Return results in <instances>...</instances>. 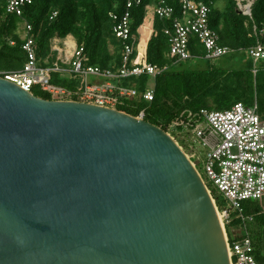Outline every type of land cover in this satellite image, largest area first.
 Segmentation results:
<instances>
[{
    "label": "water",
    "instance_id": "water-1",
    "mask_svg": "<svg viewBox=\"0 0 264 264\" xmlns=\"http://www.w3.org/2000/svg\"><path fill=\"white\" fill-rule=\"evenodd\" d=\"M0 264H232L216 201L144 119L0 78Z\"/></svg>",
    "mask_w": 264,
    "mask_h": 264
},
{
    "label": "trees",
    "instance_id": "trees-1",
    "mask_svg": "<svg viewBox=\"0 0 264 264\" xmlns=\"http://www.w3.org/2000/svg\"><path fill=\"white\" fill-rule=\"evenodd\" d=\"M142 1L141 6H135L130 10L131 29L135 38L131 43L135 48L134 58L139 44V30L145 23L146 7L158 4V0ZM191 1L210 6L211 27L219 34L221 45L230 47L235 51L233 53L246 52L259 43L264 44V0L255 2L251 17L239 11L237 0H223L226 3L223 11L216 9V0ZM6 3L7 0H0L1 64H7L9 67L16 65L19 68L26 65L28 61L27 52L24 50L26 41H21L17 37L12 38V35L20 24L27 23L32 28L30 38L34 41L40 66L53 65L56 61V55L52 52L53 40L66 39L69 36L74 37L77 43L84 47L91 66L117 72L123 65L124 43L114 35L117 22L111 18V14H124L127 11V0H34L33 5L25 9L23 18L7 15ZM167 5L175 11L174 20L182 18V0H168ZM173 21L157 18L155 33L148 46V63L168 68L154 78L153 101L149 102L145 99V94L150 89L151 77L131 78L122 81L121 86L136 89L139 96L135 99L123 100L116 109L137 118L143 113L146 122L172 134L173 137L176 133L185 131L191 135V129L200 122L199 113L203 109L224 111L238 103L252 106L256 99L264 121V61L258 64L256 75L252 59L244 69L210 67L207 70L178 71L176 66L183 62L168 57L170 38L163 33L165 29H172ZM109 39H112L116 47L114 55L110 52ZM146 43L144 40L140 47V60L145 54ZM190 47L193 55L205 59V48L197 37L192 38ZM52 84L73 92L81 90L79 81L57 73L52 74ZM33 95L47 101L54 100L40 87L33 89ZM68 99L82 101L77 96ZM178 142L184 146L182 140ZM207 187L219 211L225 210L226 203L215 187L210 184ZM243 210L245 216L253 218V221L248 223L253 226L250 235L255 244V256L259 264H264L263 243L259 240L264 236V210L260 201L245 202ZM234 224L242 226V222L237 219L231 226ZM229 227L227 232L230 241L234 242L235 237L230 236Z\"/></svg>",
    "mask_w": 264,
    "mask_h": 264
},
{
    "label": "built area",
    "instance_id": "built-area-1",
    "mask_svg": "<svg viewBox=\"0 0 264 264\" xmlns=\"http://www.w3.org/2000/svg\"><path fill=\"white\" fill-rule=\"evenodd\" d=\"M167 2L168 0H158L156 6H147L146 15L152 13L160 20L173 21L175 11ZM33 3L34 0H7L6 14L23 18L25 9ZM142 4V0H127V11L124 14H111V18L117 22L114 35L124 43L125 52L123 65L117 72L91 66L84 47L72 36L66 39L55 38L52 52L56 55V61L53 65L40 66L34 41L30 38L32 28L23 23L27 34L24 50L27 52L28 61L21 71L3 73L0 78L32 94L35 87H40L52 96L53 101H71L69 97L77 96L82 103L117 110L123 100L135 99L139 93L134 88L116 85L114 81L143 76L156 78L168 69L149 64L145 57L141 60L139 56L133 57L135 48L131 43L135 38L131 29L130 10ZM182 6V18L173 21L172 29L163 31L170 38V59L184 62L201 57L193 55L191 51L193 37H197L205 48L204 58L207 60H218L235 52L230 47L221 45L219 34L212 29L209 5L182 0ZM240 10L243 15L252 16L251 7L244 10L241 2ZM58 41L71 51L70 54L61 56V50L55 47ZM246 52L254 61L256 75L258 64L264 61V44L259 43ZM54 73L79 81L81 90L73 92L53 85ZM91 79L95 81L92 82ZM145 99L153 101L152 89L145 94ZM144 116L142 113L138 118L144 119ZM199 119V124L191 129L193 142L205 152L206 175L226 203V209L222 212L218 209V212L226 230L232 264H259L255 256L254 240L248 229V222H252L253 218L245 216L243 210L245 202H259L264 198V121L257 99L252 106L238 103L224 111L203 109L199 113ZM196 159L197 168L200 157ZM235 219L242 222L246 234L235 237V241L231 242L227 227Z\"/></svg>",
    "mask_w": 264,
    "mask_h": 264
},
{
    "label": "rangeland",
    "instance_id": "rangeland-1",
    "mask_svg": "<svg viewBox=\"0 0 264 264\" xmlns=\"http://www.w3.org/2000/svg\"><path fill=\"white\" fill-rule=\"evenodd\" d=\"M237 1H240L243 4V9L245 10L247 7L252 8L257 0H244V1L237 0ZM215 7H216V9L223 11L226 7V3L223 0H216L215 1ZM238 8H239V11L241 12L239 3H238ZM151 25L152 24H149V22L146 23V29L148 27H149V29H148V31L146 29L143 30V35H144L145 40L148 38V36L151 33ZM148 32H149V34H148ZM13 37H17L21 41L26 40L27 34H26L25 27L23 24L19 25V27L16 29V31L12 35V38ZM108 43H109V47H110V52H111V54L114 55L116 53V47L114 45V42L112 41V39H109ZM62 45H63V43L58 41L55 44V47H58V50L59 49L61 50L62 54L61 53L60 54L62 57H64L66 55V53L70 54L71 51ZM250 59L251 58L248 56V54L246 52L232 53L226 57H223V58L218 59V60H213V61H207L203 58H193L192 60L184 61L180 65H177L176 69L178 71L207 70L210 67H215V68H219V69H230V70L244 69L247 66V63L250 61ZM22 69L23 68H19L16 65L9 67L7 64H1L0 63V74L9 73V72H19ZM257 69H258V66H257ZM91 81L94 82L95 79H91ZM149 88L150 89L155 88L154 78L150 79ZM170 135L172 136V134H170ZM173 138L175 139V141L177 143H179L178 141H181V140L184 142V146H181L180 144L179 145L183 148L184 152L190 157V159L192 160V162L195 165H197L196 164L197 163L196 158L200 157V163L198 165V171L201 174V176L203 177V180L206 182V185H208V184L213 185L209 181V178L206 175V171L204 168L205 152L202 150V148L198 147L197 145L194 146L192 134L190 135L187 131L180 132V133H176ZM219 195L224 200L223 196L221 194H219ZM260 204L264 210V198L260 201ZM234 217H235V215H234ZM251 227L253 228V226L248 225L249 231L251 230ZM229 233H230L231 237H239V236L245 235L246 230L244 228H242V226L240 227V226H236V224H234V225L229 227ZM259 240L263 243L262 246L264 248V236L262 239H259Z\"/></svg>",
    "mask_w": 264,
    "mask_h": 264
},
{
    "label": "crops",
    "instance_id": "crops-1",
    "mask_svg": "<svg viewBox=\"0 0 264 264\" xmlns=\"http://www.w3.org/2000/svg\"><path fill=\"white\" fill-rule=\"evenodd\" d=\"M239 3V6H240V1H238ZM252 9V8H251ZM156 19L154 17V15L151 13V14H148L146 15V18H145V23L143 24V26L141 27V29L139 30V34H140V37H139V44L137 46V51H136V57L139 56L141 58V51H140V47L143 45V42H144V35H143V28L146 29V23L149 22V24H152L151 25V33L150 35L148 36V38L146 39V51H145V54L143 55L142 58H146L147 59V53H148V46H149V42L152 38V36L154 35L155 33V23H156ZM149 27L146 29L148 31ZM149 34V32H148ZM169 57V56H168ZM198 58H202V57H198ZM114 84L116 85H121L122 84V81H114Z\"/></svg>",
    "mask_w": 264,
    "mask_h": 264
},
{
    "label": "bare ground",
    "instance_id": "bare-ground-1",
    "mask_svg": "<svg viewBox=\"0 0 264 264\" xmlns=\"http://www.w3.org/2000/svg\"><path fill=\"white\" fill-rule=\"evenodd\" d=\"M247 8H249V7H247ZM73 45H74V43H72Z\"/></svg>",
    "mask_w": 264,
    "mask_h": 264
}]
</instances>
